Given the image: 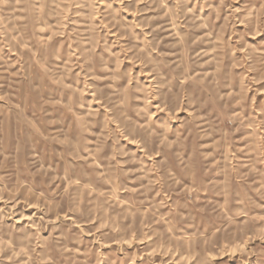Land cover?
Here are the masks:
<instances>
[{"label": "rangeland", "instance_id": "1", "mask_svg": "<svg viewBox=\"0 0 264 264\" xmlns=\"http://www.w3.org/2000/svg\"><path fill=\"white\" fill-rule=\"evenodd\" d=\"M0 264H264V0H0Z\"/></svg>", "mask_w": 264, "mask_h": 264}, {"label": "bare ground", "instance_id": "2", "mask_svg": "<svg viewBox=\"0 0 264 264\" xmlns=\"http://www.w3.org/2000/svg\"><path fill=\"white\" fill-rule=\"evenodd\" d=\"M78 27H83V24H79Z\"/></svg>", "mask_w": 264, "mask_h": 264}]
</instances>
